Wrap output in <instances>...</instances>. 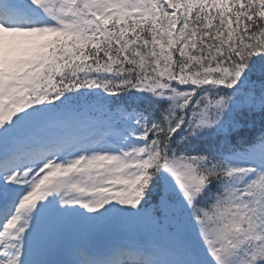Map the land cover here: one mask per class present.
<instances>
[{
	"label": "snow or ice",
	"instance_id": "1",
	"mask_svg": "<svg viewBox=\"0 0 264 264\" xmlns=\"http://www.w3.org/2000/svg\"><path fill=\"white\" fill-rule=\"evenodd\" d=\"M0 264H264V0H0Z\"/></svg>",
	"mask_w": 264,
	"mask_h": 264
}]
</instances>
